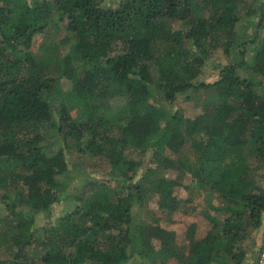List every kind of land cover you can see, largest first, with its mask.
<instances>
[{"label":"trees","instance_id":"obj_1","mask_svg":"<svg viewBox=\"0 0 264 264\" xmlns=\"http://www.w3.org/2000/svg\"><path fill=\"white\" fill-rule=\"evenodd\" d=\"M244 4L0 0V210L6 214L0 222L8 225L0 245L8 244L15 264L244 263L243 243L264 231V35L244 39L237 32ZM55 12L73 42L58 77L49 59L32 52ZM219 48L233 62L221 67L217 81L195 82ZM61 79L72 83L70 90ZM190 92L202 108L193 119L163 105ZM118 99L121 107L105 103ZM48 141L62 146L50 150ZM188 147L195 160L184 154ZM71 149L106 161L119 191L86 183L73 195V211L40 226L38 215L72 192ZM187 178L215 214H206L207 233L198 238L191 224L179 244L159 218L133 211L154 196L160 210L179 211L176 190Z\"/></svg>","mask_w":264,"mask_h":264},{"label":"rangeland","instance_id":"obj_2","mask_svg":"<svg viewBox=\"0 0 264 264\" xmlns=\"http://www.w3.org/2000/svg\"><path fill=\"white\" fill-rule=\"evenodd\" d=\"M29 3L33 2H42L43 0H27ZM261 8L264 11V0H245V4L241 8V22L237 26V32L243 36L244 39H249L255 33H259L261 36L264 35V28H258V25L261 21ZM251 12H257L256 15L251 14ZM173 26L176 29H182V25L179 22H173ZM70 33L67 30V22H62L60 16L55 12L54 17L51 20V23L48 29L40 35H37L34 40L32 52L38 59H49L52 62V73L53 77H58L57 74V65L59 61L64 59L69 53L73 42L69 41ZM236 54V53H233ZM231 58L224 50V48H219L214 52L205 65L202 68L199 78L195 81L197 83H213L219 79L221 67L229 65L233 62ZM247 60H253V53H247ZM244 75L243 73H241ZM249 75V73H246ZM60 85L64 91L71 89L72 83L69 80L61 79ZM161 98L160 96H158ZM190 98V99H189ZM199 97L197 94L190 92L183 96H180L177 102L174 105L163 104L167 108H172L173 111H178L182 113L187 118H195L196 116L202 113L201 105L198 103ZM107 105L114 104L116 107H121L123 105L122 99L105 101ZM48 141L50 146L48 149H60L62 144L60 141L52 142ZM185 155L190 157L192 160H195V155L192 150L188 147L185 149ZM129 155L132 159L139 160L141 155L137 152L130 151ZM69 168L72 171L73 181L70 184V189L72 192L68 195V199L64 200L58 205H54L49 214H40L38 215L37 221L40 226L46 224V218H51L53 221L64 216L65 214L74 210L76 203L73 200V195L81 192V188L86 183H106L110 187L119 191L117 183L113 180H110L108 174V165L107 162L99 157H94L90 154H80L75 149L67 151ZM145 166L149 163V159L145 158ZM142 168L140 172L141 177L145 170ZM178 173L169 172L167 177L177 178ZM262 176L263 187H264V168L259 170V177ZM138 177V179H139ZM189 186L190 189L187 190L185 187ZM81 187V188H79ZM78 190V192H77ZM176 196L178 199L183 201L179 211L175 213H168L159 209L157 203V197L154 196L148 203L141 209L139 206L134 208V214H139L149 221L153 219H160L158 222L159 225L168 230L174 231L177 235V241L179 244L186 242V233L191 224H197L198 234L197 237L207 233L211 226L206 218V214L210 211L212 214H215L214 211L208 206L206 200V194L200 192L196 188L192 187L190 178L184 180V186L176 190ZM212 203L216 206H221V202L212 198ZM219 206V207H220ZM29 211V209H26ZM148 211V212H147ZM153 211L155 214L150 216L149 212ZM3 215H0V219L6 214L3 210H0ZM221 219L224 218V215L220 216ZM2 227V228H1ZM8 225L3 226V223L0 222V230H4ZM261 232H252L249 239L243 243V249L246 252V259L243 264H256V253L260 244ZM157 245V244H156ZM158 246V245H157ZM0 264H15L13 255L10 253V248L8 244L0 245ZM41 264V263H36ZM128 264H143L142 261L134 259V261L129 262ZM161 264V263H160ZM165 264H180L176 260H169Z\"/></svg>","mask_w":264,"mask_h":264},{"label":"built area","instance_id":"obj_3","mask_svg":"<svg viewBox=\"0 0 264 264\" xmlns=\"http://www.w3.org/2000/svg\"><path fill=\"white\" fill-rule=\"evenodd\" d=\"M257 264H264V231L261 233L260 244L258 247Z\"/></svg>","mask_w":264,"mask_h":264},{"label":"crops","instance_id":"obj_4","mask_svg":"<svg viewBox=\"0 0 264 264\" xmlns=\"http://www.w3.org/2000/svg\"><path fill=\"white\" fill-rule=\"evenodd\" d=\"M262 233V232H261ZM258 254V253H257ZM257 257V256H256ZM256 264H257V258H256Z\"/></svg>","mask_w":264,"mask_h":264}]
</instances>
